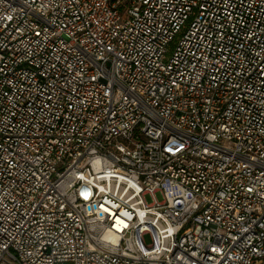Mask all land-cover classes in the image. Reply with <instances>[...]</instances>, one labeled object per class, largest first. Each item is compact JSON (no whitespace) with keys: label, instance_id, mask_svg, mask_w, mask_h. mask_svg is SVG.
<instances>
[{"label":"built area","instance_id":"built-area-1","mask_svg":"<svg viewBox=\"0 0 264 264\" xmlns=\"http://www.w3.org/2000/svg\"><path fill=\"white\" fill-rule=\"evenodd\" d=\"M0 264H264V0H0Z\"/></svg>","mask_w":264,"mask_h":264},{"label":"rangeland","instance_id":"rangeland-1","mask_svg":"<svg viewBox=\"0 0 264 264\" xmlns=\"http://www.w3.org/2000/svg\"><path fill=\"white\" fill-rule=\"evenodd\" d=\"M156 196H157L158 199H161V197H160L159 194H157ZM145 238H146L145 241H146L147 243H151V238H150V236H146Z\"/></svg>","mask_w":264,"mask_h":264}]
</instances>
